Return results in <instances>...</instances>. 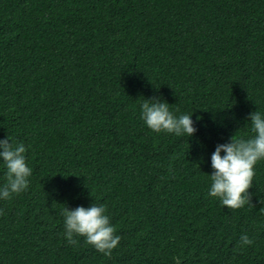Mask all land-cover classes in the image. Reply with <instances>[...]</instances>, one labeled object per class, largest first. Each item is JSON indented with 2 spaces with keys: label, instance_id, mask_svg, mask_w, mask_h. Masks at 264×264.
I'll list each match as a JSON object with an SVG mask.
<instances>
[{
  "label": "trees",
  "instance_id": "obj_1",
  "mask_svg": "<svg viewBox=\"0 0 264 264\" xmlns=\"http://www.w3.org/2000/svg\"><path fill=\"white\" fill-rule=\"evenodd\" d=\"M145 98L197 131H152ZM257 108L264 0H0V139L32 169L0 200V264H264V161L245 206L207 195L211 154ZM93 203L121 237L108 256L64 237L61 209Z\"/></svg>",
  "mask_w": 264,
  "mask_h": 264
},
{
  "label": "clouds",
  "instance_id": "obj_2",
  "mask_svg": "<svg viewBox=\"0 0 264 264\" xmlns=\"http://www.w3.org/2000/svg\"><path fill=\"white\" fill-rule=\"evenodd\" d=\"M140 118L154 132L176 136H192L197 128L192 114L177 115L166 101L145 98L140 105ZM250 134L231 137L227 143H220L211 154V168L208 174L210 184L207 195L218 198L222 206L238 209L252 199L249 191L253 186L256 165L264 161V111L257 108L249 113ZM9 141H12L10 143ZM27 149L23 143H16L11 137L0 139V158L3 159L5 180L0 184V200H7L13 194L27 189L32 169L27 163ZM66 243L76 246L78 237L92 245L98 252L108 256L118 247L121 240L116 227L111 223L107 208L102 203L88 207L77 206L61 209ZM253 244L252 238L241 234L240 247ZM175 264H181L179 256L173 257Z\"/></svg>",
  "mask_w": 264,
  "mask_h": 264
}]
</instances>
